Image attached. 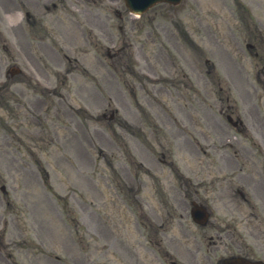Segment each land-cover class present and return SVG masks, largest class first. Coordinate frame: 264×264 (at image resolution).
Here are the masks:
<instances>
[{"label":"rangeland","instance_id":"374dc122","mask_svg":"<svg viewBox=\"0 0 264 264\" xmlns=\"http://www.w3.org/2000/svg\"><path fill=\"white\" fill-rule=\"evenodd\" d=\"M244 1L246 6L252 5L246 0ZM112 6L126 14L125 28L131 30L130 19L132 18L126 13L120 2ZM150 13H154L155 16L161 14L164 18L173 17L172 19H174L175 17L177 27L171 29L168 22L159 18V23L162 24L163 29L161 34H156L150 31V23H148L150 21L146 23L145 18L142 19L147 24L145 31L140 34L139 38L133 36L137 35L138 32L130 35V40L133 41L132 46L136 49V61L139 64V69H136L138 71L137 76L133 80L123 71L122 62L124 60H120L118 56L111 60L107 55L108 50L114 53L116 50L113 49L122 43L124 44V39L117 29L121 21L111 12V32L107 35H94L93 42H90L94 44V47L81 34L65 36L68 39V43L67 40L64 41L67 51L65 49L63 51L71 59L75 56L80 58L81 64L78 62L80 70L75 69V62L68 63L60 57H56L55 61L51 58L47 60L46 80L49 85L54 87V93L41 95L34 84L26 83L11 85L8 90L0 89V97L3 94L8 98L10 94L22 101V103H13L9 100H0V187L4 186L5 189V192L0 190V236L3 237L1 243L5 247L0 244V248H2L0 250H2V254L12 252L16 258V264H126L127 251L120 249L121 245L118 239H114L110 235L107 225H110L116 232L117 238H124L130 245H137L136 237H134L136 234L134 212H131L128 204L131 202V198L129 193H121L120 191L121 197L119 199L115 197L113 185L109 182L116 183L117 176L115 173L113 175L111 168L101 163V158L97 156L94 168L92 167L90 172L88 171L98 187L102 189V194H98L96 197L92 196L93 191L88 192L86 185L72 179V166H76L77 161L72 158L74 155L72 149L77 148L72 141L84 140V135L79 133L77 129L81 130L83 124L92 123L91 116L81 108L82 100L78 97L85 96L86 98L83 97L84 102L89 106L90 103L94 102L96 89H98V92L101 93L99 98L110 96L121 106L122 111L116 116L115 121H107L100 118V113L106 108V104L99 105L94 120L96 126L101 130L104 129L101 125L123 124L122 116L124 113L129 116L130 120L135 119L132 122L133 125L140 126L145 132L150 131L152 112L147 110L145 105L144 111L137 112L132 97L128 98L126 95L125 80L130 81L135 86L139 93H137L136 98L140 103L143 102L141 98H144L149 101V106H152L153 99L157 100L153 93L156 86L151 85L150 78L147 79L145 72L148 74L156 72L158 73L156 76L168 78L163 70L174 71L172 77L176 87L171 88L170 82L162 83L170 88V92L160 93L161 103L165 106L168 102L170 107L175 109L180 107L181 111H184L183 104L185 103V108L188 109L190 102V107L185 115L180 113L176 116L178 122L175 124H191L194 128L193 135L197 134L196 136L200 137L203 143L200 152L207 150L209 153L208 149L214 151L211 147L212 144L217 147V139L215 135L211 134L212 128L215 129L214 131H218V123H221L212 116L216 107L215 96L218 91L215 82L219 77L222 80L225 78L217 69L215 61L224 73L226 72L222 69L220 61L222 63H226L228 60L233 61L229 55L222 53L220 54L225 60H217V54L224 49L220 46L218 51L217 45L219 42H224L225 47L233 50L232 52L237 56L240 51H243V49L237 50V48L239 43L242 45L243 37L249 27L245 15L237 11L231 0H183L178 6L159 5ZM166 27L169 32L166 31ZM183 29H187L192 40L191 44H186L180 39L178 31L181 30L182 32ZM64 30L66 29L64 28ZM146 31L147 34L144 33ZM158 35L161 37L166 35L167 40H164L165 45H167L166 48L161 47L160 40L157 39ZM104 43L108 45L113 43L115 46L110 48ZM141 43H143L144 48H140ZM145 53L149 55H145ZM49 56H51L50 52ZM149 58L152 63L146 64L145 60H149ZM204 58L209 59L208 66H204ZM172 60L176 65L174 68L168 67V61L171 62ZM110 62H112L114 73L107 68ZM158 62L162 65H158ZM96 64L100 65L101 68L97 67L95 70ZM81 67L91 69L92 72L89 70V77L84 76ZM144 67L148 71H145ZM67 68L72 70L68 75L65 71ZM208 69H211L210 75L206 73ZM76 78H79L78 81L83 84L78 85V90ZM176 95L179 96V104L177 99H169V97L175 98ZM91 107L94 108L95 104ZM165 108L168 109V106ZM161 118L168 122L166 117L162 116ZM225 128L231 135L232 131L226 126ZM200 129L209 131L211 136L207 142L198 134ZM178 130L175 127L176 143L182 145L178 140L179 136H182ZM100 133L96 134L99 141L96 140V142L102 149L100 155L108 157L118 168V160H115L118 155L115 150L116 144L103 141V133ZM164 133L167 137V132ZM164 133L160 132L156 135L148 133L146 136L143 135L142 140L148 149H151V140L164 137ZM120 135L112 137V140L117 144H123L125 141L124 136L122 135V138ZM140 136L142 134L138 135V137ZM134 139L137 138L134 137ZM165 140L170 141V145L173 143L171 138ZM141 150L145 152V160L154 165L156 159L148 153L152 151L138 147V151ZM120 151L126 155L121 145ZM156 151L160 157L159 148H156ZM179 152L182 153V150L176 151V156L181 155ZM182 154L184 157L187 156L186 152ZM197 154L202 155L199 152ZM192 163L191 166L196 164ZM180 166L184 171L181 162ZM121 170L124 171V169ZM46 173L48 185H45L42 179L43 174L46 175ZM138 177L146 182L148 180V177L139 170L133 179L135 184L138 182ZM57 195L65 197L70 211L66 210L63 202L62 208ZM144 198L156 207V201L149 198L147 188H145ZM47 202L49 208L55 207L56 210L48 211L43 206ZM44 213H49L52 219H55L54 222L53 220L50 221V217L45 216ZM60 216L61 220H59ZM70 221H81L80 227H75L76 233ZM57 225H61L62 229H56L58 228ZM145 235L147 234L143 232L144 239H146ZM59 237L61 239H58ZM144 245L148 246L145 240ZM141 249L139 247L136 250L138 255H141L144 261L151 264L147 260V251L145 248ZM119 252L124 255L120 256ZM55 254L60 258L53 259ZM1 258L0 255V264H2ZM73 259L75 260L73 261Z\"/></svg>","mask_w":264,"mask_h":264},{"label":"flooded vegetation","instance_id":"af4514ba","mask_svg":"<svg viewBox=\"0 0 264 264\" xmlns=\"http://www.w3.org/2000/svg\"><path fill=\"white\" fill-rule=\"evenodd\" d=\"M26 0H0V15H10L15 11V3H22L29 12ZM37 2V1H35ZM38 5V4H36ZM40 16L28 14L34 21ZM235 195L238 203L232 206L231 213L209 223V232L204 236L207 253L217 251L219 258L239 257L250 262H264V171L234 173ZM242 208L248 210V214Z\"/></svg>","mask_w":264,"mask_h":264}]
</instances>
